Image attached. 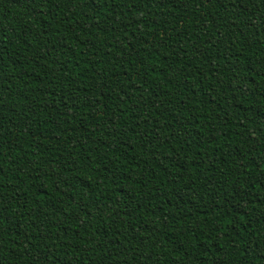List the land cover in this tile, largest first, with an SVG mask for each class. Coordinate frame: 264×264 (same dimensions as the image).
I'll use <instances>...</instances> for the list:
<instances>
[{
  "label": "trees",
  "instance_id": "1",
  "mask_svg": "<svg viewBox=\"0 0 264 264\" xmlns=\"http://www.w3.org/2000/svg\"><path fill=\"white\" fill-rule=\"evenodd\" d=\"M0 264H264V0H0Z\"/></svg>",
  "mask_w": 264,
  "mask_h": 264
}]
</instances>
